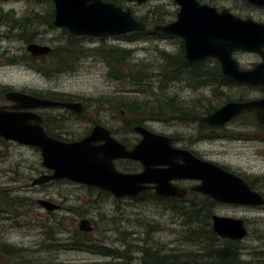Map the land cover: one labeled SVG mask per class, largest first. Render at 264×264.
Listing matches in <instances>:
<instances>
[{"label":"rangeland","instance_id":"obj_1","mask_svg":"<svg viewBox=\"0 0 264 264\" xmlns=\"http://www.w3.org/2000/svg\"><path fill=\"white\" fill-rule=\"evenodd\" d=\"M199 2L215 7L219 11L227 9L243 19L250 18L264 23V9L249 5L244 0H199ZM32 5L33 3L30 2L24 7L31 9ZM121 5L130 9L136 19L146 23L150 31L138 32L140 35L137 40L132 36L136 33L105 38L76 37L77 41L73 37L71 43L73 48L76 46L81 50L77 60H74L75 74L59 79L63 89L75 93L79 101H93L92 104L87 102L88 105L94 106L92 114L88 111L85 116L88 115L93 120L106 121L101 124L113 129L117 139L125 143L137 139L131 127L143 116L138 117L127 111V101L132 99L140 102L173 98L186 106L199 107L205 113L206 107L217 108L227 101H245L264 97L261 88L241 84H228L219 90L222 95H215L212 87L193 88L186 78L164 84L161 73L163 57L180 55L183 46L181 39L155 33L153 26L174 21L177 6L171 0H146L140 4L121 3ZM12 6L15 9L20 7L8 4L3 9L7 10ZM51 34L60 37L59 43L55 44L57 48L66 45L70 37L63 30L60 32L55 30ZM8 44L14 49L21 47V43L18 42ZM2 46L7 44L3 42ZM97 48L129 51L124 63L115 70L125 73V70L131 68L129 65L142 67L146 71L151 89L139 94L133 87L127 85V79L122 81L111 78L109 75L111 61L97 55L95 52ZM234 58L242 69H250L260 61L257 54L246 52L235 53ZM209 61L211 62L208 65H212L215 60L209 59ZM111 66H114L113 63ZM15 79L23 80L24 77L19 75L15 76ZM26 80L31 85L40 83V79L31 74ZM160 82L162 89L158 88ZM98 112L99 115L104 114L106 118L97 117ZM123 122L126 125H123ZM141 124L154 133L170 137L174 147L186 148L200 158L239 175L252 190L264 197V128L255 121L254 113L241 115L225 128L217 129L215 133L212 132L214 127L204 124L200 126L198 121L153 119L142 121L139 125ZM88 125L87 122L78 124V137ZM119 126H124V130H119ZM2 148L3 146L0 145V151ZM36 165L37 156L29 150L14 148L8 151L7 155L3 152L0 156V244L22 250L18 256H11L6 264H115L124 262L126 256L130 257V264H140L138 258L141 251L138 248H155L156 242L164 249L162 251L164 253L178 248L196 250L202 246L194 242L188 243L185 226L181 224L182 219L170 212L167 202L121 200L120 203H113L97 188L76 182L72 185L52 184L38 188L37 185H31L28 178L34 174L33 168ZM127 168L134 169L135 166L129 163ZM53 195L65 208L76 206L77 212L62 210L59 215H55L60 217L56 219L39 215L36 207H32L33 205L29 203L37 196L54 197ZM197 196V199L190 197L192 202L188 203L201 209L199 201L203 202L204 197ZM18 197L21 198L20 202L23 200V206L11 209L10 203L17 204ZM114 207L116 210L113 209ZM209 214L210 217L218 215L244 221L247 235L241 241H236L240 249L241 263L249 264L247 262L256 259L255 254L264 250V206L251 207L214 202L209 208ZM81 218L90 219L94 227V232L85 239L86 242L95 246L100 245V248L111 253L121 254L122 260L112 255L116 259L111 262L112 256H100L86 250L87 244L81 241L83 235L78 234L75 226ZM210 224L212 225L211 219ZM151 226L153 228L149 236L147 235L143 240ZM155 227L159 228L156 232ZM94 238L98 240L97 243L93 241ZM226 241L229 240L222 239L217 244L223 245ZM73 244L84 247L77 248ZM6 257L9 259V256ZM1 261L2 258L0 263ZM187 261V264H196L194 260Z\"/></svg>","mask_w":264,"mask_h":264},{"label":"water","instance_id":"obj_2","mask_svg":"<svg viewBox=\"0 0 264 264\" xmlns=\"http://www.w3.org/2000/svg\"><path fill=\"white\" fill-rule=\"evenodd\" d=\"M140 4L145 0H119ZM178 7L175 20L156 25L154 30L182 39L186 61L195 63L215 59L223 76L240 84L260 87L264 92V24L250 18L235 16L227 9L217 10L198 0H172ZM264 8V0H244ZM54 26L74 37H114L144 32L147 25L135 20L128 8L122 9L111 0H52ZM33 56L44 55L47 46H27ZM257 54L260 62L243 70L233 57L234 52ZM23 96V95H22ZM32 106L46 104L35 98L22 97ZM79 110L78 104L63 105ZM255 112L256 120L264 125V97L244 102L231 101L201 118L200 122L221 127L245 112ZM141 136L131 150L116 142L107 130L95 126L90 134L77 142L61 143L46 138L37 125H28L18 114L0 115V136L18 144L41 150L43 165L49 176L32 184L50 180H68L95 187L114 198L134 197L152 188L156 195L184 198L186 190L172 184L175 180H194L193 190L214 202L242 206H264V197L252 190L240 176L214 162L195 157L190 151L174 148L171 139L135 126ZM103 140L99 146L95 142ZM130 159L142 165V172L124 174L115 170L113 161ZM153 185L150 187L148 185ZM43 204L49 205L44 202ZM53 208V207H52ZM212 230L221 239L241 241L247 235L244 221L212 216ZM81 232H90L87 220L77 223Z\"/></svg>","mask_w":264,"mask_h":264},{"label":"flooded vegetation","instance_id":"obj_3","mask_svg":"<svg viewBox=\"0 0 264 264\" xmlns=\"http://www.w3.org/2000/svg\"><path fill=\"white\" fill-rule=\"evenodd\" d=\"M30 2L33 3L32 5L33 8L31 9H29L28 7L25 8L24 5L28 6ZM113 3L115 5L122 6L121 3L124 2L118 0H115L114 2L113 0ZM8 4L18 5L20 7L15 9L12 6L9 7L7 10H4L3 7ZM254 7L261 8L257 6ZM158 25H162V24H158ZM55 30H58L59 32L62 31V29H59L54 26V7L52 0H0V115H9V114L21 115L23 122L27 121L28 125L30 126L37 124L41 128L42 133L46 138L61 143H73L83 138H86L95 126H99L107 130L109 136L113 138L116 142L124 146L126 150L128 151L131 150L141 140V136L133 131L134 126H132L131 129L132 132L135 133V135L137 136L136 140L130 143H125L124 141L117 139V136L115 135V131H113V129L105 127L101 124L102 122H106V121L98 120V119L93 120L91 119L90 116L88 115L85 116V113L88 111L89 113L92 114V110L94 106H90L87 104V102L92 104L93 103L92 100L79 101L75 93L66 91L65 89H63L62 85H60L59 83L60 78L71 77L75 74L74 73L75 63L72 60L67 61L66 58H64V61L62 62L60 55L58 54V52L55 51L57 49L55 44H58L60 40V37L58 35L51 34L52 32L54 33ZM3 42H5L7 46H2ZM14 42L21 43V47L14 49L11 46V44H8ZM30 44H34L38 46H47L50 51L44 55L33 56L29 51H27V46ZM48 44H51V46H49ZM182 46H183V42H182ZM239 52H243V51H236L234 52V54ZM183 56L185 58L184 47H183ZM209 59L211 58H207L205 60H209ZM29 74L33 75L36 78L38 77L40 79L39 85H34V84L31 85L29 81L26 80V77L29 76ZM19 75L24 77V79L16 80L15 76H19ZM22 95L38 99L40 101L45 102L46 104H43L41 106H32L30 101L26 102L23 100ZM66 104L69 105L78 104L80 108L79 110H77L74 108L72 109L63 106ZM119 113L122 114L121 111H119ZM96 116L97 117L103 116L102 119L106 118L104 117L105 116L104 114L99 115V112ZM188 121H192V120H188ZM255 121L257 122L256 117H255ZM83 122H87L89 125L84 129L82 135L78 137V124H81ZM257 123L259 126L264 128L263 124H260L259 122ZM124 124L125 122H123V125ZM228 124L222 127L225 128V126H227ZM135 126L143 127L147 131L154 133L153 131L146 128L142 124ZM219 128L221 127H217L216 129L214 128L212 132L215 133ZM119 130H124V126H119ZM103 143H104L103 140H99L98 142H95L93 145L99 146ZM0 145L3 146V148L0 151V156H2L3 152H6L7 155L8 151L13 150L14 148L29 150L37 156V165L35 168H33L34 174L28 177L30 178L31 185H37L36 187L38 188H44L52 184L54 185L76 184L74 182L65 179L50 180L38 184H32L33 181L37 179H41L45 176H49L51 174V171L42 164L43 159L41 157V150L34 146L23 145V144L21 145L14 141L5 140L1 136H0ZM171 145L172 147H174L172 143V139H171ZM174 148H178V147H174ZM178 149L188 150L186 148H178ZM190 152L195 157L200 158L194 152L192 151ZM129 163L133 164L135 168L134 169L127 168V165ZM113 166L116 171L124 174L141 173L143 170L142 165H140L139 162L130 159L114 160ZM172 184L186 190V195L184 198L164 197V196L156 195L154 190L152 188H149L147 190H143L139 192L134 197H122L117 199L114 198L109 193L102 191L98 188L97 189L99 190V192L104 193L107 196V199H110L111 201H113V203H120L121 200H129L131 202L133 201L136 202L139 200H152L155 203H157L158 201H163L167 203L173 202L175 204L178 203L180 205L178 204L176 205L185 207L187 209H189L190 206H192L188 203V202H192L190 197L193 196L194 198L197 199L198 198L197 195L203 196L193 190V187L199 184L198 181L175 180L172 182ZM148 186L153 187L152 184ZM203 197L206 198L207 196H203ZM19 199L21 198L19 197L16 198L17 204H13V202L10 203V206L12 207L11 209H13V207L23 206V200L22 202H20L21 200ZM44 202L49 203V205L43 204ZM29 203L31 206L33 205L32 207H36V210L38 211L39 215L43 214L44 216L53 217L56 219L60 217H56L55 215L56 214L59 215L62 210L68 212H72V211L77 212L76 206L75 207L71 206L69 208L63 207L62 203L60 202V200H57L56 196L54 197L37 196L34 199H32ZM199 203L202 209V203L200 201ZM113 209L116 210L115 207ZM6 213H9V211H6ZM80 220H87L89 224V228H91V231L87 233L81 232L78 229L76 223L75 226L77 232L78 234H82L84 235V237L88 238L89 235L94 232V227L91 223V220L86 218H81ZM183 223L184 221L182 220L181 224ZM152 228L153 227L151 226L150 230L145 233V237L143 238V240L146 238L147 235L149 236ZM154 229L156 232L159 228L155 227ZM185 229L187 230L186 226ZM119 234L121 235V233H118V235ZM93 241L95 243L98 242V240L95 238ZM86 244L88 246L91 243L86 242ZM96 246L97 248H100V245H96ZM155 246H156L155 248L153 247H140V248H143L144 250H160V249H162L161 251L164 250L157 242ZM140 248H138V250ZM93 254L96 253L93 252ZM97 255L103 256L101 254H97ZM113 261L114 258L111 259V262Z\"/></svg>","mask_w":264,"mask_h":264},{"label":"trees","instance_id":"obj_4","mask_svg":"<svg viewBox=\"0 0 264 264\" xmlns=\"http://www.w3.org/2000/svg\"><path fill=\"white\" fill-rule=\"evenodd\" d=\"M160 36L162 34L158 33ZM140 34L136 33L133 36L137 40ZM73 37H69L66 45L57 48L55 51L58 52L62 62L64 58L67 61L77 60V56L81 53L80 47L74 46L73 48ZM78 40V39H74ZM134 41V40H132ZM75 42V41H74ZM97 55L107 58L111 61L109 74L111 78L116 80L126 81L127 85L134 88L135 92L143 93L147 89H151L150 83L148 81V76L146 71L138 65H129L131 68L125 70V73H120L115 70L116 67L124 63L125 59L129 56V51L124 49H110L104 48L96 49ZM101 53V54H100ZM164 55V54H163ZM164 64L162 66V81L164 84H170L176 81H181L186 78L189 81V85L193 88H204L212 87L214 88L215 95H222L223 93L219 90L227 86L228 84H239L221 74L220 66L217 62L213 61L212 65H208L209 60L200 61L197 63H188L183 52L180 55L174 56H164ZM113 63L114 66H111ZM114 68V69H112ZM161 82L158 85L159 89H162ZM243 101V100H239ZM229 102V101H227ZM225 102V103H227ZM224 103V104H225ZM218 108V107H217ZM217 108L206 107L205 113L201 111L198 107H189L181 102L176 101L173 98H166L165 100L152 99L150 101H140L132 99V101H127L126 109L128 112L135 114L138 117L143 116L139 121H135L133 125L140 124L142 121L149 120H181V121H200V119L214 112ZM200 126H203L200 123ZM202 206L203 209H199L198 206L192 205L189 209L178 206L173 202H169L170 212L177 218H181L184 223L183 225L187 227L186 235L188 236V243H198L202 245L196 250L187 249H172L166 251L165 253L161 250H144L140 248V264H187L188 259L194 260L196 264H245L241 263L239 260V246L236 241H226L225 244L219 245L218 241H222L212 230V225L210 224V214L209 208L213 205V200L206 197L204 198ZM200 205V203H199ZM201 219V220H200ZM185 237V236H184ZM86 237L81 238L83 241ZM186 240V239H185ZM190 241V242H189ZM80 242V241H79ZM86 243V240H84ZM77 248L84 247L83 245H75ZM2 247V248H1ZM190 247V245H189ZM143 249V250H142ZM86 250L94 252L96 254H101L104 256L116 255L122 260L121 254L111 253L102 248H97L95 245H88ZM21 249H16L13 246H7L0 244V258L2 261L0 264H6L9 262L10 257H16L21 252ZM256 259L249 264H264V250L258 252ZM9 256V259L6 257ZM112 258L116 259L114 256ZM201 262V263H200ZM115 264H130V257L125 258V261L115 263Z\"/></svg>","mask_w":264,"mask_h":264}]
</instances>
